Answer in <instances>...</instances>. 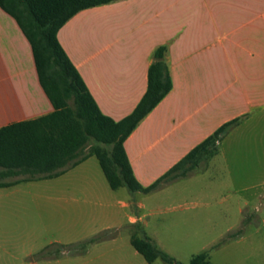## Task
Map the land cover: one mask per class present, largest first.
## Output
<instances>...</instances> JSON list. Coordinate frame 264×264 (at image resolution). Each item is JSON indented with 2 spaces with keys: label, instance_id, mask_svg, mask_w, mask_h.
<instances>
[{
  "label": "crops",
  "instance_id": "crops-1",
  "mask_svg": "<svg viewBox=\"0 0 264 264\" xmlns=\"http://www.w3.org/2000/svg\"><path fill=\"white\" fill-rule=\"evenodd\" d=\"M57 39L99 110L115 121L131 113L145 93L154 52L164 47L171 89L123 143L133 175L143 187L220 125L240 116L204 167H212L219 157L224 167L231 165L232 144L240 140L248 147L246 162L264 166V0H115L75 13L60 27ZM52 111L28 40L0 8V128ZM61 174L0 180V199L12 195L8 188L20 182ZM17 175L3 173L0 179ZM95 178L89 189L104 192L109 207L112 194ZM131 197L121 205L143 208L137 196ZM105 213L110 216L106 220H112L106 227L121 226L116 213ZM137 220L129 216L130 223Z\"/></svg>",
  "mask_w": 264,
  "mask_h": 264
},
{
  "label": "rangeland",
  "instance_id": "rangeland-1",
  "mask_svg": "<svg viewBox=\"0 0 264 264\" xmlns=\"http://www.w3.org/2000/svg\"><path fill=\"white\" fill-rule=\"evenodd\" d=\"M92 144L87 142L76 159ZM247 148L240 140L232 144L228 167L220 157L212 167L201 161L186 176L146 194L111 190L95 156L58 177L20 182L8 188L12 195L0 199V264L54 259L61 260L58 264H147L131 246L132 234L149 237L178 264H188L202 251L212 264H264V166L246 162ZM95 177L112 194L109 207L104 192L89 189ZM131 194L143 208L121 205L132 200ZM107 210L116 213L119 228L106 227L112 221L106 220ZM129 216L139 220L130 223ZM94 237L101 239L82 247ZM151 264L172 263L156 259Z\"/></svg>",
  "mask_w": 264,
  "mask_h": 264
},
{
  "label": "trees",
  "instance_id": "trees-1",
  "mask_svg": "<svg viewBox=\"0 0 264 264\" xmlns=\"http://www.w3.org/2000/svg\"><path fill=\"white\" fill-rule=\"evenodd\" d=\"M115 0H0V8L12 16L28 40L37 78L53 111L35 119L13 122L0 128V174H24L26 180L50 178L94 155L110 188L151 192L184 177L201 161L216 154L224 135L243 116L220 125L150 185L134 177L124 150V140L168 93L172 83L163 58L164 47L154 52L148 67L147 88L131 113L115 121L96 105L80 74L57 39L60 27L78 11ZM91 141L90 152L78 159L80 149ZM101 239L90 238L88 243ZM130 243L148 263L160 259L178 264L147 236L132 234ZM188 264H212L206 252L191 256Z\"/></svg>",
  "mask_w": 264,
  "mask_h": 264
}]
</instances>
